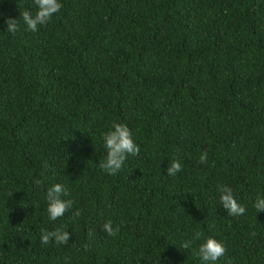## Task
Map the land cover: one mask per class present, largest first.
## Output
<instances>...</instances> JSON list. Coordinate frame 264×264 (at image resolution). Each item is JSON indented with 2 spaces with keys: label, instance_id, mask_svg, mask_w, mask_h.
Instances as JSON below:
<instances>
[{
  "label": "trees",
  "instance_id": "16d2710c",
  "mask_svg": "<svg viewBox=\"0 0 264 264\" xmlns=\"http://www.w3.org/2000/svg\"><path fill=\"white\" fill-rule=\"evenodd\" d=\"M60 3L33 33L20 15L33 0H0V264H204L193 252L209 237L226 248L214 264H264V0ZM114 121L140 152L108 175ZM57 183L74 204L51 221ZM58 228L67 244L41 243Z\"/></svg>",
  "mask_w": 264,
  "mask_h": 264
},
{
  "label": "clouds",
  "instance_id": "9594fccd",
  "mask_svg": "<svg viewBox=\"0 0 264 264\" xmlns=\"http://www.w3.org/2000/svg\"><path fill=\"white\" fill-rule=\"evenodd\" d=\"M36 6V12L33 14L31 11L25 10L20 15L22 16L23 23L26 26V30L30 32H37L39 26H45L55 14H57L63 7L60 0H33ZM3 13H0L2 16ZM4 23L7 25V31L15 33L18 30V23L16 19L6 18ZM103 144L106 149V156L101 161L99 167L104 170L108 175H116L124 165L129 155H139L140 149L134 143L132 139V133L129 128L118 122L111 124L110 130L103 134ZM207 153L201 152L199 157V163L204 164L207 162ZM168 176H176L177 173L182 171L181 162L178 159H174L168 164L166 168ZM39 184L40 181H35ZM219 203L226 210L228 216H240L246 211L245 207L238 203L234 198L232 189L225 185H218ZM69 195L68 189L62 184H54L46 191L47 201V214L51 221H55L58 218L64 216L69 211L74 201L72 199H64ZM253 207L256 212L264 211V197L258 196L253 203ZM74 216H79V210L73 213ZM103 230L109 236H116L119 232V226H113L112 221H107L103 225ZM91 235V232H89ZM201 238L199 231L194 232L191 239L182 243L183 249H189L194 241H198ZM70 239V233L66 230L55 229L52 231H43L40 236L42 244H48L54 242L56 244H67ZM226 248L224 244L214 238H207L203 243H200L197 250H194L193 255L198 256L204 264H214L221 257L225 255Z\"/></svg>",
  "mask_w": 264,
  "mask_h": 264
}]
</instances>
